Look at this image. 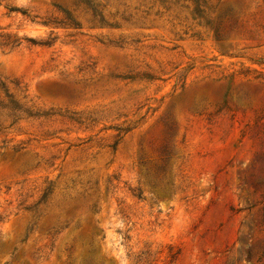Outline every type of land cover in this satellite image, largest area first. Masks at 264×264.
<instances>
[{"label": "rangeland", "instance_id": "obj_1", "mask_svg": "<svg viewBox=\"0 0 264 264\" xmlns=\"http://www.w3.org/2000/svg\"><path fill=\"white\" fill-rule=\"evenodd\" d=\"M0 264H264V0H0Z\"/></svg>", "mask_w": 264, "mask_h": 264}]
</instances>
